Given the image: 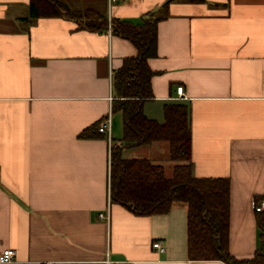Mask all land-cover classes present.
Here are the masks:
<instances>
[{
    "label": "crops",
    "instance_id": "0c3cea01",
    "mask_svg": "<svg viewBox=\"0 0 264 264\" xmlns=\"http://www.w3.org/2000/svg\"><path fill=\"white\" fill-rule=\"evenodd\" d=\"M164 2L106 0V17L137 25ZM29 3L0 0V253L15 252L9 264H225L189 259L184 204L136 216L109 202V151L122 136L112 79L136 48L64 16L27 26ZM166 11L143 114L162 122L165 104L188 106L192 174L228 179V252L251 259L264 196V0H174ZM107 120L109 133L99 132ZM122 157L172 174L165 142Z\"/></svg>",
    "mask_w": 264,
    "mask_h": 264
},
{
    "label": "trees",
    "instance_id": "16d2710c",
    "mask_svg": "<svg viewBox=\"0 0 264 264\" xmlns=\"http://www.w3.org/2000/svg\"><path fill=\"white\" fill-rule=\"evenodd\" d=\"M106 0H30L29 18L64 16L78 28L106 31L129 41L137 55L124 59L113 74L116 100L112 111L122 116L119 145L109 151L108 193L110 204L122 206L136 216L164 215L172 204L186 206V251L193 261H220L225 264H264V211L255 212L259 247L251 259L237 260L228 252L229 181L226 178H197L192 174L190 159L189 108L172 102L162 108L163 120L147 118L143 104L152 99L150 81L155 75L147 60L156 57V26L167 17V7L174 0H165L160 11L131 24L118 19L108 21ZM201 3L204 0H189ZM159 14V15H158ZM26 26V27H27ZM90 128L78 138L92 136ZM156 142L168 145L169 159L174 163L167 178L163 168L145 159H125L123 149L148 146ZM264 196L255 199L258 205Z\"/></svg>",
    "mask_w": 264,
    "mask_h": 264
},
{
    "label": "built area",
    "instance_id": "2783aa9c",
    "mask_svg": "<svg viewBox=\"0 0 264 264\" xmlns=\"http://www.w3.org/2000/svg\"><path fill=\"white\" fill-rule=\"evenodd\" d=\"M116 0H107V4L108 6L111 3H114ZM177 95L179 97L182 96V89L178 88L176 91ZM98 131L99 132H107L109 133V120L104 121L103 123H101L98 127ZM254 211L255 212H262L264 211V201H261L258 205H256L254 203ZM100 218H102V215H99ZM152 247L156 250H158L159 252H163L164 248L162 247V245L159 242H154L152 244ZM14 257H15V252L11 249H6L3 250L0 253V264H9L12 263L14 261ZM31 264H50V263H45V262H32Z\"/></svg>",
    "mask_w": 264,
    "mask_h": 264
},
{
    "label": "rangeland",
    "instance_id": "374dc122",
    "mask_svg": "<svg viewBox=\"0 0 264 264\" xmlns=\"http://www.w3.org/2000/svg\"><path fill=\"white\" fill-rule=\"evenodd\" d=\"M165 162H166V161H165ZM170 164H171L170 167H171V166L173 167L174 163H173L172 161L170 162ZM170 167H169V168H170ZM169 168L166 167V169H167L168 171L171 170V169H169Z\"/></svg>",
    "mask_w": 264,
    "mask_h": 264
}]
</instances>
